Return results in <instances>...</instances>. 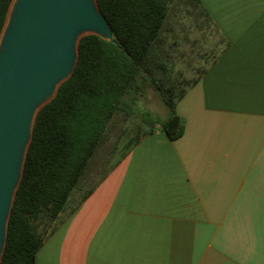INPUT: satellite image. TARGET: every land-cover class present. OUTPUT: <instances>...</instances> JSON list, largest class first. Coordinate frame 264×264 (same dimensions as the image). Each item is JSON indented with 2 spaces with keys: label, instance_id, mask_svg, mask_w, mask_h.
Here are the masks:
<instances>
[{
  "label": "crops",
  "instance_id": "crops-1",
  "mask_svg": "<svg viewBox=\"0 0 264 264\" xmlns=\"http://www.w3.org/2000/svg\"><path fill=\"white\" fill-rule=\"evenodd\" d=\"M200 1L221 49L177 104L184 135L143 137L36 264H264V0Z\"/></svg>",
  "mask_w": 264,
  "mask_h": 264
},
{
  "label": "trees",
  "instance_id": "trees-1",
  "mask_svg": "<svg viewBox=\"0 0 264 264\" xmlns=\"http://www.w3.org/2000/svg\"><path fill=\"white\" fill-rule=\"evenodd\" d=\"M14 1L0 0V41ZM97 2L117 44L97 35L83 37L73 75L38 113L1 264H36L46 238L66 217L72 195L81 188L115 119L119 114L125 119L134 115L146 86L158 92L169 115L162 119L145 112L136 137L125 145L123 157L156 128L172 141L184 135L185 120L177 113V104L199 79L181 87L183 82L167 76L170 52L165 47L172 31L170 24L179 10L185 8L196 20L201 17L210 24L201 1ZM92 190L83 194L80 203ZM52 223L55 227L50 230Z\"/></svg>",
  "mask_w": 264,
  "mask_h": 264
},
{
  "label": "water",
  "instance_id": "water-1",
  "mask_svg": "<svg viewBox=\"0 0 264 264\" xmlns=\"http://www.w3.org/2000/svg\"><path fill=\"white\" fill-rule=\"evenodd\" d=\"M117 44L97 0H15L0 41V264L40 110L71 78L83 37Z\"/></svg>",
  "mask_w": 264,
  "mask_h": 264
},
{
  "label": "rangeland",
  "instance_id": "rangeland-1",
  "mask_svg": "<svg viewBox=\"0 0 264 264\" xmlns=\"http://www.w3.org/2000/svg\"><path fill=\"white\" fill-rule=\"evenodd\" d=\"M194 16L193 12L186 13L185 8L179 10L170 24L172 31L168 33L169 39L165 47L170 52L166 59L169 67L166 75L183 82L181 87L186 86V82L198 78L221 49L217 36L213 35L207 26L203 24L200 26L203 20H196ZM147 111L162 119L169 115V109L151 86H146L130 119H125L123 114L117 116L108 132L107 140L96 153L81 188L74 191L69 207L79 201L84 192L94 186L116 162L122 159L127 150L125 145L129 139L136 137L142 116ZM54 227L55 223H52L48 229Z\"/></svg>",
  "mask_w": 264,
  "mask_h": 264
}]
</instances>
